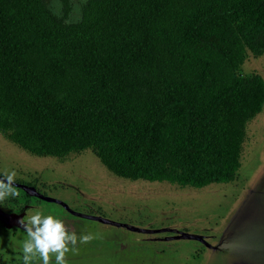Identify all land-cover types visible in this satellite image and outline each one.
Here are the masks:
<instances>
[{
	"label": "trees",
	"instance_id": "trees-1",
	"mask_svg": "<svg viewBox=\"0 0 264 264\" xmlns=\"http://www.w3.org/2000/svg\"><path fill=\"white\" fill-rule=\"evenodd\" d=\"M70 12L67 0L61 16L45 0H0V135L39 158L90 151L129 181L237 180L264 107V79L241 74L264 55V0H87L78 20ZM14 189L7 213L41 202Z\"/></svg>",
	"mask_w": 264,
	"mask_h": 264
},
{
	"label": "rangeland",
	"instance_id": "rangeland-1",
	"mask_svg": "<svg viewBox=\"0 0 264 264\" xmlns=\"http://www.w3.org/2000/svg\"><path fill=\"white\" fill-rule=\"evenodd\" d=\"M65 1L45 3L61 16ZM67 1L69 21L78 20L87 0ZM252 73L264 79V55L249 56L245 62L241 74ZM247 135L237 180L203 189L118 178L90 151L65 161L35 157L1 135L0 176L15 171L14 182L31 184L77 213L130 228L33 201L25 216L35 211L57 216L77 236L76 251L66 253L67 264H264V107L247 126ZM182 233L204 242L175 239ZM81 235L92 239L81 244ZM24 239V231L0 223V264H23ZM31 264H40L38 255Z\"/></svg>",
	"mask_w": 264,
	"mask_h": 264
},
{
	"label": "clouds",
	"instance_id": "clouds-1",
	"mask_svg": "<svg viewBox=\"0 0 264 264\" xmlns=\"http://www.w3.org/2000/svg\"><path fill=\"white\" fill-rule=\"evenodd\" d=\"M15 171L0 177V199L18 193L14 189ZM19 223L27 229L22 242L23 264H31L33 258L39 257L40 264H67L66 253L75 252L77 236L69 233L63 221L51 214H42L40 211L27 213ZM92 239L91 235H81L79 242L85 244Z\"/></svg>",
	"mask_w": 264,
	"mask_h": 264
},
{
	"label": "water",
	"instance_id": "water-1",
	"mask_svg": "<svg viewBox=\"0 0 264 264\" xmlns=\"http://www.w3.org/2000/svg\"><path fill=\"white\" fill-rule=\"evenodd\" d=\"M14 187L23 190L30 197L37 198V199H39L41 201H44V202L55 203V204L61 205L62 207L67 209L70 213H72L75 216L82 217V218L89 219V220H95V221H98V222H101V223H105V224H112V225H116V226L126 227V228L130 229L125 224L112 222L110 220H107V219H104V218H101V217H98V216H92V215H85V214L77 213V212L73 211L72 209H70L69 206L66 205L64 202L56 200V199H53V198H50V197L42 194L41 192H39L33 186H27L25 184H20V183L14 182ZM27 208L28 207H26L25 210ZM25 213H26L25 211L21 212L19 214H17V213H7L2 208H0V222L8 230L20 229V230H22L24 232H27V229L24 228L19 223V221L25 217ZM175 239L197 240V241H203L204 242V240L201 239V237L196 236V235L186 234V233H182L180 237H178V238L176 237Z\"/></svg>",
	"mask_w": 264,
	"mask_h": 264
},
{
	"label": "flooded vegetation",
	"instance_id": "flooded-vegetation-1",
	"mask_svg": "<svg viewBox=\"0 0 264 264\" xmlns=\"http://www.w3.org/2000/svg\"><path fill=\"white\" fill-rule=\"evenodd\" d=\"M12 230H16V229H12Z\"/></svg>",
	"mask_w": 264,
	"mask_h": 264
}]
</instances>
